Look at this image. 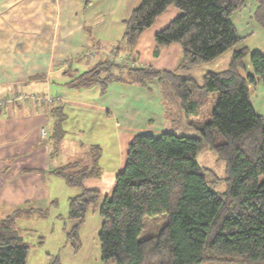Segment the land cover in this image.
Wrapping results in <instances>:
<instances>
[{"label": "trees", "instance_id": "obj_1", "mask_svg": "<svg viewBox=\"0 0 264 264\" xmlns=\"http://www.w3.org/2000/svg\"><path fill=\"white\" fill-rule=\"evenodd\" d=\"M249 0H142L124 19L122 38L112 46L115 54L134 50L142 32L175 6L180 13L155 34L154 54L179 43L182 56L174 70L152 65L119 63L110 58L98 62L74 79L77 85L99 84L105 91L112 81L146 84L157 79L173 90L180 108L191 111L198 95L218 93L211 119L195 126L199 134L159 135L138 133L128 145L127 161L116 175L108 195L84 187V180L99 176L98 158L92 166L67 163L54 169L65 182L81 192L69 198L67 235L78 245V228L89 208L103 219L99 231L101 255L115 264H198L204 259H230L229 264L264 261V116L250 99V87L264 84V53L233 51L228 68L207 71L202 83L188 73L191 67L219 57L242 39L232 14ZM254 17L264 27V0H254ZM251 66L245 75L240 70ZM241 68V69H240ZM126 70V74L124 73ZM165 89V87H164ZM166 111L168 98L164 99ZM198 106V105H197ZM190 107V109L188 108ZM169 111V110H168ZM167 113V112H166ZM168 115V114H166ZM61 131L56 129L55 136ZM211 147L226 163L227 190L209 183L197 154ZM17 210L0 218V264H27L30 245L17 227L25 215ZM45 215L48 209L40 210ZM38 212V213H39ZM24 213V214H23ZM168 214L159 231L141 238L146 215ZM48 264H63L55 256Z\"/></svg>", "mask_w": 264, "mask_h": 264}, {"label": "crops", "instance_id": "obj_2", "mask_svg": "<svg viewBox=\"0 0 264 264\" xmlns=\"http://www.w3.org/2000/svg\"><path fill=\"white\" fill-rule=\"evenodd\" d=\"M141 1L0 0V97L19 92L54 97L53 102L19 101L0 112L3 217L20 209L27 211L25 214L47 209L58 193L56 185L64 182L54 169L67 163L92 166L98 158L100 175L87 177L83 185L103 195L110 193L117 173L126 164L129 142L136 134H131L130 140L128 136L118 139L121 147L115 149L120 155L111 159L112 169H105L104 149L92 135L96 116L115 117L118 126H127L140 109L129 105L138 100L139 94L129 95L126 89L134 85L151 88L155 79L146 84L116 80L105 91L99 84L77 85L74 79L100 61L118 60L125 54H115L111 48L124 34V19ZM179 13L175 6L168 7L142 32L134 48L137 65L167 70L177 67L181 45L175 42L164 46L155 55L154 37ZM88 91L91 96L85 93ZM157 108L146 118L149 125L155 114L166 117L164 100L158 101ZM44 126L48 128L47 137L41 133ZM56 129L57 133L61 131L60 137L55 136ZM117 132L122 138L127 131L120 128ZM68 143L73 145V152L81 154L63 159Z\"/></svg>", "mask_w": 264, "mask_h": 264}, {"label": "rangeland", "instance_id": "obj_3", "mask_svg": "<svg viewBox=\"0 0 264 264\" xmlns=\"http://www.w3.org/2000/svg\"><path fill=\"white\" fill-rule=\"evenodd\" d=\"M254 9V0H249L246 6L232 14V20L238 29L239 35L242 36L238 45L227 49L214 60L190 68L188 73L196 79L197 83H202L203 75L207 71L227 69L233 51L238 48L246 47L248 49L244 60L246 64L249 62L250 52L259 50L264 53V27L255 19ZM135 59L133 50L129 54L122 55L117 61L132 66L137 65ZM248 69L251 70L250 65H248V68L240 70V72L245 75ZM150 86L151 88L146 87L144 89L139 85H134L133 89H126L129 95L139 94L137 95L138 100L129 105L140 109V113L135 114L134 120L129 121L127 126H118L115 117L110 118L104 114L105 117L100 116V119L96 116L92 135L98 143H101L104 149L106 161L104 159L103 168L112 169L110 167V163L113 162L111 159L119 157L120 152L115 149L121 147V141L118 139L123 140L128 136L130 140L131 134L137 133L159 135L164 131L174 132L178 135L199 134L195 126L211 119V113L218 97L217 92L202 96L198 95L196 91L193 98L195 100L198 98L199 102L198 104L193 103L191 108L193 113H190L189 111L186 112V108L181 110L180 102L168 84L164 86V83H160L159 80L155 79ZM112 90L114 92V89ZM85 93L90 96L92 94L91 91ZM165 97L168 98L169 111H166L168 115L164 117L155 114V119L149 125L146 119L147 116L151 110L157 111L158 101L160 99L164 100ZM250 99L256 111L264 116V84L262 80L256 81L250 87ZM188 108L190 109V107ZM120 128L127 131L122 138L117 132V129L120 130ZM73 150L72 144H66L62 153L63 159L69 160L81 154V152H76V150L73 152ZM197 159L201 167L205 169L210 185L219 192H225L227 190L226 163L220 160L217 153L209 146H205L198 152ZM56 191L58 193L52 198V204L47 208L49 210L47 215L39 212L25 214L17 219V227L21 230L24 240L30 245L27 264H48L55 256H59L63 264H115L113 260L105 261L102 259L99 231L103 219L99 209L96 207L89 208L84 221L78 228V245H73L67 235L73 225V220L68 218V204L69 197L81 192V189L68 185L64 180L61 185H56ZM0 215V217H3L6 213L0 212ZM168 219L166 213L144 216L140 237L144 238L156 234L167 223ZM234 262L230 259L207 258L198 264H229ZM252 264H264V261Z\"/></svg>", "mask_w": 264, "mask_h": 264}, {"label": "built area", "instance_id": "obj_4", "mask_svg": "<svg viewBox=\"0 0 264 264\" xmlns=\"http://www.w3.org/2000/svg\"><path fill=\"white\" fill-rule=\"evenodd\" d=\"M49 101L53 102L54 97L49 94H42V93H23L19 92L18 94H12L8 96L0 97V112L6 110L8 107L13 105L16 102L19 101ZM42 136L47 137L48 136V128L46 126L42 127L41 129Z\"/></svg>", "mask_w": 264, "mask_h": 264}]
</instances>
